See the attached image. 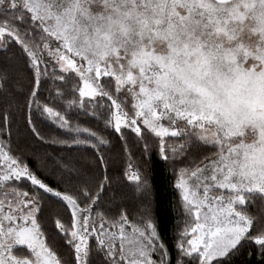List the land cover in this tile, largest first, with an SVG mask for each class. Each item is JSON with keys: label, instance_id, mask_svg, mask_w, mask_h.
<instances>
[{"label": "snow or ice", "instance_id": "obj_1", "mask_svg": "<svg viewBox=\"0 0 264 264\" xmlns=\"http://www.w3.org/2000/svg\"><path fill=\"white\" fill-rule=\"evenodd\" d=\"M70 110L171 164L175 259L146 160ZM0 194V264L264 259V0H0Z\"/></svg>", "mask_w": 264, "mask_h": 264}, {"label": "trees", "instance_id": "obj_2", "mask_svg": "<svg viewBox=\"0 0 264 264\" xmlns=\"http://www.w3.org/2000/svg\"><path fill=\"white\" fill-rule=\"evenodd\" d=\"M55 91V87H52V96H49V100L55 96ZM45 95L48 94L46 93ZM66 99L65 97H61L58 101L51 103L49 106L54 107L56 110H61L60 106ZM70 111L72 124L81 128L89 127L109 140L106 151L115 162L113 170L116 171L117 174L126 168L129 161L136 164L140 160H146L147 175L152 188L151 195L154 214L158 216L166 226L164 232L165 240L169 250L172 252L173 259H175L177 254L175 244L183 228V215L178 203V192L174 187V172L171 164L165 161L159 154L158 146L155 143L150 149L149 155L142 156V144H136L130 141V146L128 148L129 154L126 155L122 142L119 141L115 134L111 133L110 128L105 131L102 120L93 119L90 115H83L77 110ZM50 130L53 135L61 139L68 138L55 125H51ZM80 138L84 139L85 137ZM174 140L175 138H172V141ZM51 150L52 149H49V151ZM59 151L63 153L65 150L60 148ZM252 210L255 211L256 206H253ZM257 249L258 246L254 241L243 242V247L239 254L235 255L230 261H225V264H264V259L255 254Z\"/></svg>", "mask_w": 264, "mask_h": 264}, {"label": "rangeland", "instance_id": "obj_3", "mask_svg": "<svg viewBox=\"0 0 264 264\" xmlns=\"http://www.w3.org/2000/svg\"><path fill=\"white\" fill-rule=\"evenodd\" d=\"M0 198H2V194H0Z\"/></svg>", "mask_w": 264, "mask_h": 264}]
</instances>
